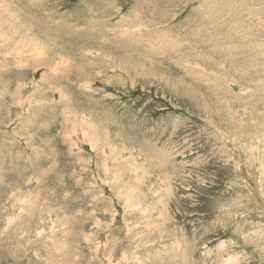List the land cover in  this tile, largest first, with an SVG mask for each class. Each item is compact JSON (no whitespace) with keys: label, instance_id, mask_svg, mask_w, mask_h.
Masks as SVG:
<instances>
[{"label":"rangeland","instance_id":"obj_1","mask_svg":"<svg viewBox=\"0 0 264 264\" xmlns=\"http://www.w3.org/2000/svg\"><path fill=\"white\" fill-rule=\"evenodd\" d=\"M0 264H264V0H0Z\"/></svg>","mask_w":264,"mask_h":264}]
</instances>
